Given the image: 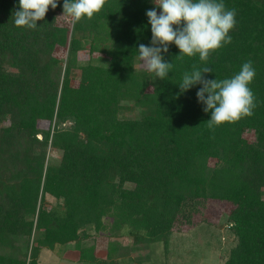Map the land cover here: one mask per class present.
<instances>
[{
	"label": "trees",
	"instance_id": "trees-1",
	"mask_svg": "<svg viewBox=\"0 0 264 264\" xmlns=\"http://www.w3.org/2000/svg\"><path fill=\"white\" fill-rule=\"evenodd\" d=\"M63 2L28 29L14 24L19 0H0V264H39L43 248L69 243L82 264H141L205 200L229 206L224 264H264V0H223L236 25L205 78L251 60L257 107L214 131L202 85H178L205 66L198 54L178 60L169 45L164 80L137 65L153 0H107L92 19L60 23ZM104 228L98 255L84 241Z\"/></svg>",
	"mask_w": 264,
	"mask_h": 264
},
{
	"label": "clouds",
	"instance_id": "clouds-1",
	"mask_svg": "<svg viewBox=\"0 0 264 264\" xmlns=\"http://www.w3.org/2000/svg\"><path fill=\"white\" fill-rule=\"evenodd\" d=\"M106 2L64 0L61 16L69 17L73 22L92 19ZM57 3L58 0H19V10L13 12L15 26L37 29V21L44 20L49 8L55 9ZM153 3L161 11L158 14L154 8L146 12L151 25V46L139 45L137 52L141 66L156 78L166 79L174 65L165 61L162 53H168L169 45L175 44L180 50L176 59L198 54L205 65L193 64L191 71L183 73L178 85L181 93L202 85L196 96L205 105L203 111L211 113L206 121L210 130L254 115L256 97L250 85L256 72L251 60L244 62L231 78H205V74L213 71L206 63L211 53L232 42L229 33L236 25V10L226 8L223 0H153Z\"/></svg>",
	"mask_w": 264,
	"mask_h": 264
},
{
	"label": "rangeland",
	"instance_id": "rangeland-1",
	"mask_svg": "<svg viewBox=\"0 0 264 264\" xmlns=\"http://www.w3.org/2000/svg\"><path fill=\"white\" fill-rule=\"evenodd\" d=\"M69 19L60 16L59 22L66 23ZM80 57L84 60L87 56L82 52ZM137 63L139 68H143L140 60ZM73 83L76 84V81L73 80ZM134 114L128 113L131 116ZM55 154L51 152V155ZM48 200L54 201L52 197ZM228 209L226 203L205 200L201 212L190 223L179 225L172 231L167 249L162 243L157 244L150 253V259L141 264H224L229 249L236 242L228 225ZM90 232L91 237L84 243L94 244L98 255H103L108 242L107 229L97 233L90 229ZM124 241L129 242L130 239L125 237ZM77 258L78 251L73 243H69L56 250L43 248L39 264H82Z\"/></svg>",
	"mask_w": 264,
	"mask_h": 264
}]
</instances>
